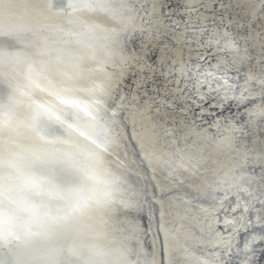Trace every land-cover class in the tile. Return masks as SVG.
I'll return each instance as SVG.
<instances>
[{
    "label": "bare ground",
    "instance_id": "bare-ground-1",
    "mask_svg": "<svg viewBox=\"0 0 264 264\" xmlns=\"http://www.w3.org/2000/svg\"><path fill=\"white\" fill-rule=\"evenodd\" d=\"M0 79V264H264V0H6Z\"/></svg>",
    "mask_w": 264,
    "mask_h": 264
},
{
    "label": "water",
    "instance_id": "water-1",
    "mask_svg": "<svg viewBox=\"0 0 264 264\" xmlns=\"http://www.w3.org/2000/svg\"><path fill=\"white\" fill-rule=\"evenodd\" d=\"M4 1H6V0H2V1H0V6L3 4V2ZM40 1H44V0H40ZM55 11H57L56 9H55ZM6 81H4V80H1L0 79V92H1V94H3V95H8V93H10V91H5L4 89L6 88ZM2 96H0V98H1ZM169 110H170V112L172 113V115H174V112H172V111H174V110H172V108H169ZM142 219H143V223H145V230H146V232H147V235H149L150 234V231H148L147 230V228H146V226L147 225H150V222L149 221H152L151 220V218L149 217V215L148 214H146L145 213V215H144V217H141ZM148 223V224H147ZM152 223V222H151ZM156 231H157V233H158V235H159V237H158V235H157V237H158V239L159 240H162V235H161V231L158 229H156ZM150 236V235H149ZM148 240H149V237L147 236V238L146 239H144V245L145 246H148ZM160 244V243H159ZM24 252H21V254H23ZM48 258V257H47ZM46 259V258H45ZM60 259V258H59ZM47 261H48V259H46ZM50 260V259H49ZM2 262V264H11V263H8L7 262V259L6 258H4V262L3 261H1ZM161 263H163L162 262V260H160V264Z\"/></svg>",
    "mask_w": 264,
    "mask_h": 264
},
{
    "label": "snow or ice",
    "instance_id": "snow-or-ice-1",
    "mask_svg": "<svg viewBox=\"0 0 264 264\" xmlns=\"http://www.w3.org/2000/svg\"><path fill=\"white\" fill-rule=\"evenodd\" d=\"M157 95H160V93L157 92ZM169 99H171V97L165 95V96H163V99H162V100L154 101V103H156V104L158 105L157 109H155L154 111H157V112H158V111H159V106H160V105H163V106L167 107V106H168V105H167V102H168ZM177 99H179V97H177Z\"/></svg>",
    "mask_w": 264,
    "mask_h": 264
},
{
    "label": "rangeland",
    "instance_id": "rangeland-1",
    "mask_svg": "<svg viewBox=\"0 0 264 264\" xmlns=\"http://www.w3.org/2000/svg\"><path fill=\"white\" fill-rule=\"evenodd\" d=\"M229 9H231V10L235 11V10L233 9V7H230Z\"/></svg>",
    "mask_w": 264,
    "mask_h": 264
}]
</instances>
